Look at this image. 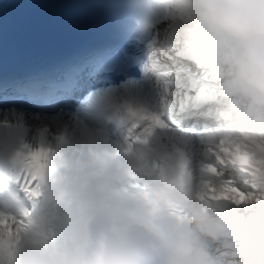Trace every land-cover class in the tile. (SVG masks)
<instances>
[{"label":"clouds","instance_id":"clouds-1","mask_svg":"<svg viewBox=\"0 0 264 264\" xmlns=\"http://www.w3.org/2000/svg\"><path fill=\"white\" fill-rule=\"evenodd\" d=\"M181 3L204 51L225 66L249 102L264 109V0ZM136 162L135 157L121 158L110 165L106 179L119 188ZM115 206L117 211L98 216L83 234L60 235L48 244L39 237L22 240L15 249V264H198L173 217L161 213L153 218L131 197ZM0 209L18 212L19 206L9 201ZM51 211L45 203L38 218L46 219Z\"/></svg>","mask_w":264,"mask_h":264},{"label":"snow or ice","instance_id":"snow-or-ice-1","mask_svg":"<svg viewBox=\"0 0 264 264\" xmlns=\"http://www.w3.org/2000/svg\"><path fill=\"white\" fill-rule=\"evenodd\" d=\"M26 88L27 99H22L19 95L8 96L0 93V110L8 109H21L28 113H44L50 115H56L68 108L78 107L86 97H82L74 104L69 102L66 104L62 99L51 98L47 105H44L45 94L44 86L40 84L22 86ZM43 145L40 146L41 150ZM208 155L213 159V163H204L203 171L205 173V182L218 192L219 196H225L227 193L234 194L236 197L248 199L247 193L244 191L245 187H251L255 189L256 184L251 183L246 178L237 181L231 173L236 171L243 176L249 174V167L255 169L257 164L264 165V158L253 161L252 157L248 153L242 155L238 154L235 159L229 157L226 158L224 150L218 147H213L208 150ZM36 153L34 152L33 155ZM48 166H51V162H48ZM260 171V169H256ZM255 174V172H253ZM24 180L22 181L24 187L20 190L21 199L23 201L22 207L17 211H4L0 209V264H15L14 253L18 244L30 237H39L46 240L50 236H54L53 229H46L38 221L35 215L36 204L34 201L28 200L27 196H24L25 192L31 193L32 188L36 186L37 180L33 178L31 171L22 173ZM219 181V183H216ZM21 183V181H18ZM243 185L244 187H241ZM237 199V203H239Z\"/></svg>","mask_w":264,"mask_h":264},{"label":"bare ground","instance_id":"bare-ground-1","mask_svg":"<svg viewBox=\"0 0 264 264\" xmlns=\"http://www.w3.org/2000/svg\"><path fill=\"white\" fill-rule=\"evenodd\" d=\"M249 154H250V152H249ZM251 155H254V154H252L251 153ZM258 158L260 159L261 157L258 155ZM257 165H259V164H257ZM260 166V168H263L264 167V165H259ZM240 178V177H239ZM214 205V203H210V204H208V205H206V209L207 210H211V207ZM239 213H236V214H234V216H241L240 215V212H245L246 211V207H244V206H239ZM206 217H213L214 215L212 214V213H208V214H206L205 215ZM231 218H232V215L230 216Z\"/></svg>","mask_w":264,"mask_h":264}]
</instances>
